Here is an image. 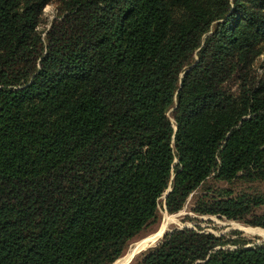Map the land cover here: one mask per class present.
Returning a JSON list of instances; mask_svg holds the SVG:
<instances>
[{
  "label": "trees",
  "instance_id": "trees-1",
  "mask_svg": "<svg viewBox=\"0 0 264 264\" xmlns=\"http://www.w3.org/2000/svg\"><path fill=\"white\" fill-rule=\"evenodd\" d=\"M47 1L0 0V264H113L167 188L175 212L209 175L264 180V79L223 84L264 41L262 8L59 0L40 33ZM229 192L197 209L264 202ZM230 235L173 228L132 264H264Z\"/></svg>",
  "mask_w": 264,
  "mask_h": 264
},
{
  "label": "rangeland",
  "instance_id": "rangeland-1",
  "mask_svg": "<svg viewBox=\"0 0 264 264\" xmlns=\"http://www.w3.org/2000/svg\"><path fill=\"white\" fill-rule=\"evenodd\" d=\"M245 2L251 6L256 5L264 10V0H245ZM59 11V0L47 1L42 7L36 29L42 33V30L49 26ZM236 60L239 59L233 57V62ZM243 62L244 64H238V69L233 76L223 81V84H226L234 93L238 91L239 84L244 78L250 79L254 83L264 79V41L256 42L253 50L248 52ZM219 188H228L230 190V196H236L242 192L256 194L264 192V180L245 181L242 179H234L227 181L209 175L197 188L189 193L182 207L175 212H168L166 210L164 203L165 196L163 193L159 204L157 219L148 223L138 234L133 236L124 247L122 254H125L129 248L134 247L140 239H144L149 234H155L158 230L161 231L164 226L166 227L164 231L173 228L191 227L201 231H209L217 235L231 234L230 236L232 237L240 235L248 238L249 241L247 244L264 242V237L261 236V232H264V226L255 222L256 220H264V202L253 205L242 216L235 218L227 217L224 214L202 212L197 209L202 204V201H207L211 196H215ZM158 234L152 236V241H149L143 247L147 249L156 244L162 237L155 239ZM132 262L133 260L129 264H132Z\"/></svg>",
  "mask_w": 264,
  "mask_h": 264
},
{
  "label": "bare ground",
  "instance_id": "bare-ground-1",
  "mask_svg": "<svg viewBox=\"0 0 264 264\" xmlns=\"http://www.w3.org/2000/svg\"><path fill=\"white\" fill-rule=\"evenodd\" d=\"M165 229H166V227L164 226V227L162 228L161 231L158 230V232L160 231L159 234H158V232L155 233V234H158V237H159V235H160V234L162 233V231L165 230ZM155 234H152V235L148 236L147 238L152 239V236H154ZM261 236L264 237V232H261ZM147 238H144V240L147 239ZM144 240H141L139 244L145 242ZM136 245H137V244H136ZM136 245H135V246H136ZM135 246L129 248L128 251H127L125 254H123L121 258L117 259L118 261L116 260V261H117V262L115 261L116 263H115V262H114V263H115V264H126V263L129 261V257H130L131 254L133 253V249L135 248ZM134 250H135V249H134ZM114 263H113V264H114Z\"/></svg>",
  "mask_w": 264,
  "mask_h": 264
},
{
  "label": "water",
  "instance_id": "water-1",
  "mask_svg": "<svg viewBox=\"0 0 264 264\" xmlns=\"http://www.w3.org/2000/svg\"><path fill=\"white\" fill-rule=\"evenodd\" d=\"M170 188H167L166 190H165V192H164V196H166V194H167V191L169 190ZM164 230L162 231V233L159 235V237H161L163 234H164ZM150 235V234H149ZM148 235V236H149ZM148 236H145L144 238H147ZM158 236H156L155 237V239H157V238H159ZM143 239V238H142ZM142 239H140V240H142ZM140 240L136 243L137 245L135 246V250L133 249V253L131 254V256L129 257V261L126 263V264H129L133 259H134V257L139 253V252H141L143 249H145L143 246L146 244V243H148L149 241H152L150 238H147V239H143L145 242H143V243H141V244H139L140 243Z\"/></svg>",
  "mask_w": 264,
  "mask_h": 264
}]
</instances>
